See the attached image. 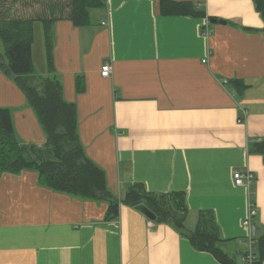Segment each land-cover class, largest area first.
<instances>
[{"label":"crops","instance_id":"obj_1","mask_svg":"<svg viewBox=\"0 0 264 264\" xmlns=\"http://www.w3.org/2000/svg\"><path fill=\"white\" fill-rule=\"evenodd\" d=\"M169 1L204 16L162 15L160 0H104L85 27L53 23L52 69L36 75L57 79L75 105L79 142L114 197L134 183L183 193L187 232L209 212L220 249L238 264L250 206L264 233V22L253 0ZM0 108L11 110L22 143L45 144L2 71ZM235 171L253 175L248 188L234 185ZM106 210L105 201L41 186L35 171L3 173L0 264H221L171 225L124 204L117 221H106Z\"/></svg>","mask_w":264,"mask_h":264},{"label":"trees","instance_id":"obj_2","mask_svg":"<svg viewBox=\"0 0 264 264\" xmlns=\"http://www.w3.org/2000/svg\"><path fill=\"white\" fill-rule=\"evenodd\" d=\"M3 5H14L19 0H0ZM67 14L58 2L46 5L48 14L39 17L7 18L0 10V40L4 57L0 54V71L4 72L20 89L27 105L33 110L46 135L41 147L22 143L17 137L12 112L0 108V176L3 173L19 174L32 170L38 174L41 186L82 200H102L107 203L106 221H117L121 204L135 208L144 204L154 215L155 221L171 225L185 237L197 251L210 253L221 264H236L221 249L219 230L209 212L199 214L193 231L186 230L188 209L183 193H154L142 184H132L123 199L114 197L106 187L102 169L85 155L77 133V114L74 104L62 96V86L55 78L36 75L33 67V23L40 21L45 28L48 70L52 69L51 44L48 25L67 19L75 27L89 25V11L104 6V0H68ZM256 11L264 22V0H253ZM2 5V6H3ZM9 5V7H10ZM162 15L203 17L189 4L160 0ZM233 83H236L235 81ZM80 89V88H79ZM256 254L264 260V233L258 235Z\"/></svg>","mask_w":264,"mask_h":264},{"label":"rangeland","instance_id":"obj_3","mask_svg":"<svg viewBox=\"0 0 264 264\" xmlns=\"http://www.w3.org/2000/svg\"><path fill=\"white\" fill-rule=\"evenodd\" d=\"M58 2L62 7H64V12L62 14L66 15L68 8H69V1L68 0H19L14 5H10L6 3L3 5L0 1V10H5V15L7 18L11 17H21L24 19L32 18V17H39L38 14H48V10L46 5L51 3ZM3 5V6H2ZM10 5V7H9ZM53 23L48 25V36L51 35ZM45 28L40 21H35L33 23V44H32V56H33V67L36 74L38 72H43L44 70L47 71L48 62H47V51H46V40H45ZM49 43L50 39H49ZM0 54L3 55L4 61V48L0 40ZM40 75V74H39ZM14 83V82H13ZM15 84V83H14ZM258 237V235H256ZM238 264H241V258L238 260Z\"/></svg>","mask_w":264,"mask_h":264},{"label":"built area","instance_id":"obj_4","mask_svg":"<svg viewBox=\"0 0 264 264\" xmlns=\"http://www.w3.org/2000/svg\"><path fill=\"white\" fill-rule=\"evenodd\" d=\"M209 31L204 28L202 31V35L207 36ZM110 65L105 64L101 68V75L103 77H108L110 75ZM228 81L224 80L223 85L226 86ZM241 122V120H239ZM232 179L234 185L237 187H245L248 188L251 185L253 180V175L248 171H235L232 175ZM256 215V210L249 208V212L246 218V222L249 228V234L247 236V240L245 242V250L241 256V264H264V260H260L256 254V242H257V230L255 226L251 224V219Z\"/></svg>","mask_w":264,"mask_h":264},{"label":"water","instance_id":"obj_5","mask_svg":"<svg viewBox=\"0 0 264 264\" xmlns=\"http://www.w3.org/2000/svg\"><path fill=\"white\" fill-rule=\"evenodd\" d=\"M211 24H220V25H224L226 22L224 21H217L215 19L210 20ZM134 210H136L137 212H139L140 214H142L145 218H147L150 221H155V215L144 205V204H140L138 206H136L134 208Z\"/></svg>","mask_w":264,"mask_h":264}]
</instances>
